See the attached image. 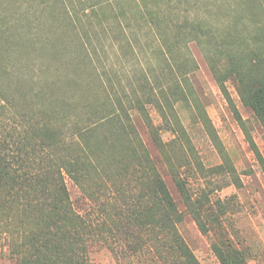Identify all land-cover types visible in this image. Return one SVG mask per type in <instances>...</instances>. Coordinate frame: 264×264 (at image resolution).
Listing matches in <instances>:
<instances>
[{
  "label": "trees",
  "instance_id": "1",
  "mask_svg": "<svg viewBox=\"0 0 264 264\" xmlns=\"http://www.w3.org/2000/svg\"><path fill=\"white\" fill-rule=\"evenodd\" d=\"M169 2L0 0V230L18 237L12 246L18 264H89L92 242L111 241L110 247L120 240L138 247L153 246L157 254L166 252L167 258H177L180 264H197L187 257L181 238L172 231V216L177 213L130 114L131 110L139 113L162 152L163 143L145 106L153 102L160 112L162 105L150 94H134L126 102L100 95L90 53L77 31L82 21L78 12L86 14L85 22L93 27L95 21L99 25L107 20L106 9L120 24L118 18L126 16L124 8L162 32L173 26L172 40L164 41L165 49L159 51L168 56L169 72L161 96L182 95L176 72L188 63L183 48L192 41L213 74L225 67L235 75L242 101L264 130V57L252 62L256 70L250 77L239 60V56H249L248 45L225 42L210 24L174 23L165 14ZM45 23L58 27L59 33L50 45L42 39L36 44L32 29ZM35 45L39 53L53 45L50 56L61 62L67 57L62 65L73 69L66 68L50 80L42 73L41 77L17 78L25 68L12 62L10 54H28ZM89 72L96 84L83 78ZM235 118L264 172L258 148L237 113ZM170 172L183 193V183ZM66 179L79 189L92 211L73 207ZM215 251L223 264L241 263Z\"/></svg>",
  "mask_w": 264,
  "mask_h": 264
},
{
  "label": "rangeland",
  "instance_id": "2",
  "mask_svg": "<svg viewBox=\"0 0 264 264\" xmlns=\"http://www.w3.org/2000/svg\"><path fill=\"white\" fill-rule=\"evenodd\" d=\"M165 7L166 16L174 23L210 24L225 42L248 45L249 56H239V60L243 71H248L250 77L254 74L252 62L264 57V5L260 0H170ZM106 11L107 20L99 25L95 21L93 27L85 22L86 14H77L82 19L77 24L78 38L90 53L98 85L90 72L83 78L95 83L99 94L113 100L120 97L126 102L134 94H150L162 105L160 112L153 102L145 105L163 143L162 152L153 143L139 113L131 110L130 114L173 202L177 216H172V231L181 238L187 257H193L197 264H223L216 248L223 258L237 259L240 264H264V172L235 114L251 135L263 163L264 130L242 101L235 75L228 74L225 67L213 74L191 41L183 48V53L187 49L188 63L181 64V70L176 72L182 95L162 97L160 89L167 86L164 77H169L168 56L159 51L165 49L164 41L172 40L173 26L162 32L126 8V16H120L118 24ZM48 23L32 29L36 44L42 39L50 45L53 35L59 33L58 27ZM38 45L28 54H10L12 62L25 68L17 78L43 74L50 80L65 73L66 68L73 69L62 65L67 57L61 62L50 56L55 50L53 45L40 53L36 51ZM170 170L183 183V193ZM65 182L73 207L92 211L79 189L70 180ZM17 238L0 230V264H18L12 253ZM110 242H92L88 246L89 264H180L177 258H167L166 252L157 254L153 246L138 247L120 240L109 247Z\"/></svg>",
  "mask_w": 264,
  "mask_h": 264
},
{
  "label": "crops",
  "instance_id": "3",
  "mask_svg": "<svg viewBox=\"0 0 264 264\" xmlns=\"http://www.w3.org/2000/svg\"><path fill=\"white\" fill-rule=\"evenodd\" d=\"M262 3H263V5H264V0H262Z\"/></svg>",
  "mask_w": 264,
  "mask_h": 264
}]
</instances>
